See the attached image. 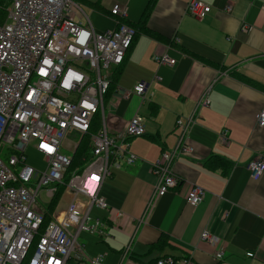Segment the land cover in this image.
Listing matches in <instances>:
<instances>
[{
    "label": "crops",
    "instance_id": "obj_1",
    "mask_svg": "<svg viewBox=\"0 0 264 264\" xmlns=\"http://www.w3.org/2000/svg\"><path fill=\"white\" fill-rule=\"evenodd\" d=\"M71 1L74 20L89 22L97 33L117 26L113 5L127 8L125 23L137 34L122 64L108 72L105 126L120 135L134 116L144 124V135L129 141L135 163L110 168L99 188L107 209H90L99 227L79 234L77 264H93L97 257L96 264H155L165 257L175 264L182 258L193 264H264V172L253 180L247 170L256 154H264V130L255 119L264 108V0H199L211 8L203 20L188 14V0ZM242 25L249 29L241 31ZM165 52L175 59L173 67L153 61ZM138 82L147 85L142 97H126ZM206 88L209 106L196 109ZM189 117L193 152L174 160L177 186L143 218L155 186L150 166L175 146L176 120ZM86 138L92 149L89 135L79 137L68 147L71 157ZM193 186L206 192L194 208L186 203ZM66 195L53 211L37 209L49 220H61L71 200ZM85 201L78 197L81 205ZM202 231L217 243L200 241ZM218 251L222 259L216 261Z\"/></svg>",
    "mask_w": 264,
    "mask_h": 264
},
{
    "label": "built area",
    "instance_id": "obj_2",
    "mask_svg": "<svg viewBox=\"0 0 264 264\" xmlns=\"http://www.w3.org/2000/svg\"><path fill=\"white\" fill-rule=\"evenodd\" d=\"M0 8L7 13L0 25V264H77L79 234L93 233L99 227L97 221L91 222L90 209H107L98 195L103 180L120 162L125 166L135 163L129 141L144 135L139 116L132 117L120 135L110 134L105 126L104 98L111 83L108 72L122 64L136 34L125 23L127 8L118 4L110 9L117 26L100 33L89 22L80 25L74 20L76 8L71 0H0ZM230 8L227 5L225 11ZM186 10L203 20L211 8L199 0H188ZM248 29L241 26L243 32ZM153 61L167 67L176 63L166 52L153 56ZM146 87L138 82L125 95L142 97ZM208 90L203 91L196 109L209 106ZM96 116L99 128L89 135ZM255 119L257 127L264 130V108ZM192 121V117L176 120L175 146L162 152L150 166L155 186L143 218L177 186L171 166L177 157L193 152L188 144ZM226 133L221 134L223 142ZM72 135H89L92 152L90 160L66 178L72 157L62 154L61 148ZM28 146L43 158V171L26 164ZM247 170L257 180L264 172V154H256ZM48 185H54L46 190L50 200L60 186L71 200L61 220L44 224L37 199ZM205 193L193 186L186 194V203L198 206ZM80 196L86 199L84 205L78 202ZM199 240L210 246L218 241L206 231L200 233ZM221 259L222 253L216 252L214 260ZM100 261L97 257L93 264ZM179 263L193 264L189 258ZM155 264L175 261L165 257Z\"/></svg>",
    "mask_w": 264,
    "mask_h": 264
},
{
    "label": "rangeland",
    "instance_id": "obj_3",
    "mask_svg": "<svg viewBox=\"0 0 264 264\" xmlns=\"http://www.w3.org/2000/svg\"><path fill=\"white\" fill-rule=\"evenodd\" d=\"M6 18H7V13L3 9L0 8V25H2L6 21ZM106 103H104V109L105 110L107 108ZM96 126H97V128H99L98 123L95 125V127ZM78 138L79 137H77L76 135L74 137L67 136L66 139L64 140L63 146L61 148V153L66 154V155L69 154L71 156V150L72 149H70L68 147H71L75 142H77ZM25 156H26V164H28L29 166L33 167L34 169H36L38 171L44 170L45 165H44L43 158L33 150L32 146H28L25 149ZM53 186L54 185H48V186L44 187L42 189V192H41L39 198L37 199L38 204L40 206H42L43 208L49 207V204L51 203V200L46 196V190L51 189ZM59 190H60V188H58V191ZM66 199H67L66 190L63 187L62 191H60L57 194L56 198L54 199V203H56L55 206L56 207H59L60 205L62 206L63 204H65ZM38 211L41 212V210H39V209H38Z\"/></svg>",
    "mask_w": 264,
    "mask_h": 264
},
{
    "label": "trees",
    "instance_id": "obj_4",
    "mask_svg": "<svg viewBox=\"0 0 264 264\" xmlns=\"http://www.w3.org/2000/svg\"><path fill=\"white\" fill-rule=\"evenodd\" d=\"M132 27V26H130ZM133 28V27H132ZM134 29V28H133ZM135 31V34H137V31L134 29ZM112 84V80H111V83H110V86ZM109 86V89L107 91V94L105 95V98H104V102H105V99L107 98L108 96V92L110 90V87ZM99 124V118L98 116H96L93 120V123H92V126H91V129L89 131V135L94 133L96 130H97V126L95 127L96 124ZM88 143V138H86L84 140V142H82V145H81V141L78 145V147L75 149L74 151V154H73V157L71 159V165L69 166V168L67 169V173H66V178L75 170H78L80 168H82L84 166V164H86L88 162V160L91 158V149L89 148V146L87 145ZM67 180V179H66ZM60 188L59 191H57V193L55 194V196L52 198L51 200V203L49 204V207L47 208V210L50 212V211H53L54 207H55V204L54 203V199L56 198L57 194L62 191V186L58 187ZM44 224L47 223L49 221V219L47 217H44Z\"/></svg>",
    "mask_w": 264,
    "mask_h": 264
}]
</instances>
